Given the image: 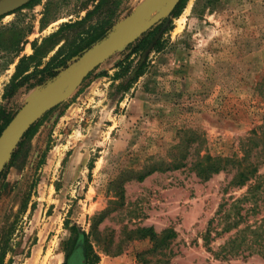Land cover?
<instances>
[{
	"label": "rangeland",
	"instance_id": "rangeland-1",
	"mask_svg": "<svg viewBox=\"0 0 264 264\" xmlns=\"http://www.w3.org/2000/svg\"><path fill=\"white\" fill-rule=\"evenodd\" d=\"M143 1L124 0L109 30ZM96 3L36 0L0 17L5 115L48 81L5 96L32 43ZM165 26L164 49L127 93L132 67L112 79L124 49L17 144L0 173V264H85V239L97 264H264V0H186ZM208 158L229 162L204 179L194 166ZM149 227L174 236L152 241Z\"/></svg>",
	"mask_w": 264,
	"mask_h": 264
},
{
	"label": "trees",
	"instance_id": "trees-1",
	"mask_svg": "<svg viewBox=\"0 0 264 264\" xmlns=\"http://www.w3.org/2000/svg\"><path fill=\"white\" fill-rule=\"evenodd\" d=\"M34 1L36 0H31L25 6ZM123 2L124 0H97L93 9L87 11L83 18L74 22L62 24L57 31L44 38L41 44L34 41L32 43L33 53L19 59V62L15 67V73L12 76L11 85L7 89L5 96L12 95L16 88L24 86L31 80H34V83L31 84V86H39L45 83L46 80L54 79L57 76L58 71L67 66V61L75 56H80L85 49L90 48L94 43L105 37L113 21L118 17ZM185 4L186 0H180L171 11L170 17L177 18L181 14ZM45 20L46 19L42 21L41 28H44L47 25ZM164 22L165 20H162L125 48L126 50H129V54L126 59L117 66L118 70L112 78L114 81L122 79L129 73L132 67L131 76L125 78L124 83L120 86L123 92L127 93L133 83L145 73L149 64L150 53H159L164 49L166 43L163 39V34L170 30L167 29V26H164ZM18 33L19 40L25 37L26 32L23 29L21 33ZM12 34L15 37H18V34ZM61 41H64L63 45L58 48L57 52L51 57L49 62L42 69H39L40 61ZM19 51V49L15 51L16 57L18 56ZM132 56L135 58L137 57V62H135L134 66H132L134 58L130 60ZM31 68L32 70H30ZM11 118L12 117L5 115L3 110H0V134ZM35 127V125L31 126L22 139L32 136ZM207 162L209 166L205 168L202 167L200 164L201 162H197L194 166L197 176H206L204 179L211 174L224 170L229 161L221 158H208ZM243 169H246V167ZM255 170L256 168L245 171L248 175H253ZM245 171L241 170V172L237 173V178L239 180L245 181L247 179V174H244ZM140 231L143 232L145 236H149L152 241L159 238L151 227L143 228ZM163 234L164 233H162L159 238L160 241L166 240L167 237L174 236L173 232L171 234ZM84 249L85 264H97L98 257L92 252L87 239H85L84 242Z\"/></svg>",
	"mask_w": 264,
	"mask_h": 264
},
{
	"label": "water",
	"instance_id": "water-1",
	"mask_svg": "<svg viewBox=\"0 0 264 264\" xmlns=\"http://www.w3.org/2000/svg\"><path fill=\"white\" fill-rule=\"evenodd\" d=\"M31 0H0V17L22 7ZM180 0H144L123 21L109 30L105 37L72 59V65L61 69L45 88L32 95L15 113L0 134V173L10 155L30 126L46 112L66 101L86 76L117 52L124 50L153 26L170 18ZM168 5L164 11L162 7ZM157 10V13L147 18ZM74 70L65 76L69 70ZM56 89L59 92L56 93Z\"/></svg>",
	"mask_w": 264,
	"mask_h": 264
},
{
	"label": "flooded vegetation",
	"instance_id": "flooded-vegetation-1",
	"mask_svg": "<svg viewBox=\"0 0 264 264\" xmlns=\"http://www.w3.org/2000/svg\"><path fill=\"white\" fill-rule=\"evenodd\" d=\"M1 17H3V16H1Z\"/></svg>",
	"mask_w": 264,
	"mask_h": 264
}]
</instances>
